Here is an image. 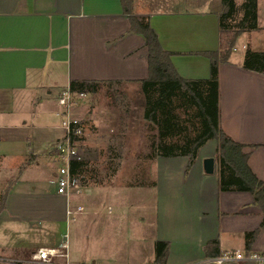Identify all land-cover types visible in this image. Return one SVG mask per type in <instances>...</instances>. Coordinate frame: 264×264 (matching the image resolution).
<instances>
[{
    "label": "crops",
    "instance_id": "1",
    "mask_svg": "<svg viewBox=\"0 0 264 264\" xmlns=\"http://www.w3.org/2000/svg\"><path fill=\"white\" fill-rule=\"evenodd\" d=\"M197 1L133 0L131 6L133 15L149 18L163 48L174 52L171 59L178 73L193 79L210 77L212 58L205 52L218 51L226 37L219 23L224 9L221 0L206 9L197 7L202 0ZM257 4L259 28L241 33L230 60L219 65V110L221 126L236 141L247 144L248 162L264 180V74L243 67L247 48L264 51L258 38L264 28V14H260V0ZM130 15L124 0H0V128L8 131V143L13 144L10 152L0 155V167L15 159L11 166L14 170L31 152L34 155L14 180L2 175L0 168V196L9 189L5 202L0 203V264H28L34 251L60 243L65 233L70 240V264H85L84 239L78 243L64 229L74 216L67 214L69 199L57 192L53 182L56 171L52 170V177L45 180L32 177L27 170L40 159L39 152L29 148L34 139L29 131L35 126V118L40 125L59 130L50 140L63 137L64 131L60 125H52L48 110L59 112L58 95L74 80H120L132 85L148 78V47L144 37L132 29ZM236 50L239 56L233 55ZM44 92L47 95L43 97ZM52 103L55 106L47 110ZM28 108L40 111L33 117ZM19 143L26 144L28 152L15 149ZM216 145L214 141L203 145L189 173H185L187 158L158 157L150 193L141 195L138 189L133 192V188L118 187L111 198L120 201L124 194L119 192L126 194V201L117 204L120 211L126 210L128 220L146 205L153 209L151 243H170L167 264H207L210 257L217 256H209L205 250L211 240L219 241L222 253L242 250L245 254V258L226 264H264V228L246 249V233L257 229L264 218L254 196L248 191L220 190L219 170L216 168L214 174L204 171L203 158L214 156ZM162 166L166 168L160 169ZM81 197L74 202L90 210L81 217L101 211ZM140 199L146 201L144 207H140ZM101 200L105 206L102 212L115 215L113 202ZM108 205L113 207L112 214L106 212ZM146 215L141 216V224L137 223L139 230L146 226ZM40 231H49L52 245L47 243L49 238L37 237ZM112 232L111 228L105 236H97L92 244L107 242L113 252L115 246L117 249L128 243V260L131 243L138 241L141 246L147 238L144 230L137 235L128 231L125 236L123 232L118 240ZM97 248L90 256H96L98 250L101 253Z\"/></svg>",
    "mask_w": 264,
    "mask_h": 264
},
{
    "label": "rangeland",
    "instance_id": "2",
    "mask_svg": "<svg viewBox=\"0 0 264 264\" xmlns=\"http://www.w3.org/2000/svg\"><path fill=\"white\" fill-rule=\"evenodd\" d=\"M207 1H209L210 3H205ZM243 1L244 0H236L239 9L234 17V20L231 21L233 24L238 23L243 15V11L241 9V4L243 3ZM131 2L133 3V0H131ZM197 2H199V0ZM212 4L216 5L217 0H202V3H198V5L196 6L206 9L209 8ZM260 4V14L262 12L264 14V0H260ZM262 16L264 15L261 14V17ZM261 21L264 26V19H262ZM252 30L245 32H252ZM258 38L260 39L259 42H262L260 45L264 46V28L259 31ZM238 43L239 45L241 44L240 40ZM248 49H251V47L247 48V50ZM244 50L246 49L244 48ZM233 55L239 56V51L236 50ZM114 88L117 89L119 99L122 98L121 94L123 93H125L127 99H131L132 103L131 105L129 104L128 108L129 113L125 112V107L116 103L115 96L113 95L112 91H110L109 94L107 93V90H109L107 85H105L98 91L96 97L93 98L91 94L88 95L89 97L87 105L82 109V112L87 114L89 111V114L91 115V122L89 123L90 126L88 129L89 135L84 138V150L82 151V153L85 158L84 160L87 161V166L91 170V172H88L86 174L87 178H89V184L87 186L89 188H85L81 195L73 196L71 198V201L74 204H80L78 203V199L83 195L81 197V200L87 201L88 203L92 204V206L99 207V210L101 211L93 216L88 215V217L75 215L74 217H71L69 219V223L65 226L64 229L69 232V235L73 237V239L76 238L78 240V243L81 239H84L82 242V247L84 248L82 253L87 257L86 261H84L85 264H123L122 262L131 264L132 262L136 263L140 261H143V263L145 262V264H153V259L157 254L155 245L156 242H154L153 245L151 243L152 240L150 239V236L153 235L154 228L153 220L155 216L153 213V209L147 207L146 205V208H144V210L140 209L141 213L136 212L134 214H131V218L130 220H128V217L126 216V210L120 211L119 205L117 204L119 202L126 201V194L117 190L116 193L119 192V194H124L123 198H121L120 201H112L111 198L118 187L133 188V192L135 191V189H138L141 195H144V193L146 192L150 193L152 191V188L155 184L154 179L156 178L155 159L158 160V157H151L152 153L151 147H149V143L151 140L150 138L157 131L144 119L145 96L142 92L141 84L139 83L129 85L126 83H122L120 85H115ZM46 95V92L42 94L43 97ZM50 106L54 107L55 105L52 103V105L48 106L47 110ZM27 111L29 113L32 111L34 115L33 117H35L37 116L36 113H38L40 110L39 108H28ZM48 112H51L48 114L49 118H51L50 121L52 125H60L61 118L58 112L57 114H54L55 112H53V110H48ZM41 118L43 117L41 116ZM33 120L35 126H32L29 132L33 134L34 139L31 140L29 148L31 150L33 149L36 152H39L40 159L38 160L39 163L33 162L31 165H29V168L27 170L31 173L32 177L41 176L42 179L46 180L52 177V170H55L57 173L61 167L58 161V154L56 153L55 149V142L57 140H50L52 137L58 135L59 130L56 127L53 129H49L47 128V126L44 127L43 125H40L41 121H37V119L35 118ZM8 138V131L6 129L0 128V155L5 154L6 152H10L13 146V144L10 145V143H8ZM209 141H214L215 145L217 143L216 140L213 139ZM46 143H49V145L47 146ZM21 147H23L22 150ZM15 149H18L20 152H28V146L26 144L21 145V143H19L17 144ZM209 150L211 149L209 148ZM200 152L201 150L199 151V153ZM213 152V157L216 159V168L219 170L220 166L218 162L217 145L215 146V149H213ZM33 158L34 155L31 152L28 157H25L24 159L22 158L23 160L19 162V166L15 167L14 170H12L11 166L13 165L12 163L15 161V159L11 160L12 163L10 161L9 163L8 161H6V164H2L0 167L2 175L5 174L6 178H13L12 180H14V178L20 175V169L23 168L21 166L23 164L26 165V163L29 161L32 162L31 160H33ZM184 158H187V169L189 158L187 156ZM193 165L191 166V168L193 167ZM110 166L117 167L115 173L111 172L112 169ZM162 168H166V166H162L160 169ZM191 168L187 172L185 169V173H189ZM107 173L109 174V176L107 175ZM6 184L7 182L5 183V185ZM5 187H3V189ZM101 199L113 202L116 207L115 215L108 216L105 215V212H102L103 207L105 206H102L103 204L100 203L102 202ZM145 202L146 201L142 200L140 201V204H138L140 205V207H144L146 204ZM148 208H150V210ZM142 213L148 214L146 215L148 220L146 221L145 228L139 230L137 228V223L141 224V216L143 215ZM139 226L141 227L142 225ZM111 228L113 229L112 233L115 236L116 240L122 239L124 235H127L128 231L131 235H133V233L137 235V232L141 234L142 230L145 231L147 238L144 240L142 239L143 241L140 242L141 246L138 245V241L131 243V250L129 251L130 260H128V254L126 253L128 249V243H124V245L122 246H117V249L115 246V251H113L114 253L111 251V248L109 249L107 242H104L102 245L101 241H98L95 245L92 244L97 236L98 238H100L101 236H105V234H108L107 231ZM132 228L134 229V232ZM123 232H125L124 235ZM36 235L37 237H41L42 239L49 238L50 241H48L47 243H49V245H52V236L49 234V231L46 233L40 231L37 232ZM139 246L141 247V249L139 248ZM97 247H100V249H102L101 253L100 250H98L99 253H97L96 256H90L91 254H93L92 252L97 251ZM120 247L124 248V250H121ZM105 250H108V252L112 254V256L108 257V253ZM117 250L122 252V255ZM116 251L119 253V256L117 258ZM33 255L34 254L32 253L29 256L30 262L28 264H57L59 262L58 259L49 263L42 262L39 260H35L33 258Z\"/></svg>",
    "mask_w": 264,
    "mask_h": 264
},
{
    "label": "trees",
    "instance_id": "3",
    "mask_svg": "<svg viewBox=\"0 0 264 264\" xmlns=\"http://www.w3.org/2000/svg\"><path fill=\"white\" fill-rule=\"evenodd\" d=\"M258 0H244L241 4L243 15L238 23L233 24L238 5L236 0H221L224 6L219 15L220 28L226 34L218 51L205 52L212 58L210 77L193 79L181 76L176 70L171 56L174 52L164 49L155 28L145 16L132 14L131 0H124V8L130 15L132 29L140 33L148 47L149 76L142 80L141 89L145 96L144 119L157 132L150 138L151 157H188L186 172L194 164L203 145L213 139L217 142L219 162V187L226 191H248L255 198L264 214V180L252 170L245 150L247 144L236 141L221 126L219 110V65L228 62L238 36L252 29L259 28ZM231 35V36H230ZM243 67L264 74V51L248 49L245 53ZM124 83L120 80L106 82L100 80H74L70 86L73 90L87 91L96 97L98 91L108 86L107 93L113 92L117 104L125 107L129 113L131 99L125 93L119 99L115 85ZM86 160L73 161V172H91ZM115 173L117 167H112ZM109 176V174L107 173ZM88 180V178H87ZM9 189L3 191L0 203H4ZM264 228V218L257 229L246 233V249ZM156 257L153 264H167L170 243L157 240ZM205 250L209 256L220 255L219 241L207 242Z\"/></svg>",
    "mask_w": 264,
    "mask_h": 264
},
{
    "label": "built area",
    "instance_id": "4",
    "mask_svg": "<svg viewBox=\"0 0 264 264\" xmlns=\"http://www.w3.org/2000/svg\"><path fill=\"white\" fill-rule=\"evenodd\" d=\"M89 92L73 90L71 86L62 89L58 95L59 112L61 118L60 128L64 131L61 139L55 142L56 153L58 154L60 169L56 173L54 183L58 194L67 197L70 203L67 207V214L70 216L90 213L84 204L71 202L73 196L82 194L88 186L87 176L84 173L73 172L71 166L73 161L84 160V138L91 121L89 111L87 114L82 109L87 105ZM106 212L113 213V207L108 205ZM64 239L53 246L39 247L33 254L35 260L42 262H53L56 259H63L57 264H70V241L68 233ZM245 258L242 250H226L220 255L210 257L207 264H226L227 262L238 261Z\"/></svg>",
    "mask_w": 264,
    "mask_h": 264
},
{
    "label": "water",
    "instance_id": "5",
    "mask_svg": "<svg viewBox=\"0 0 264 264\" xmlns=\"http://www.w3.org/2000/svg\"><path fill=\"white\" fill-rule=\"evenodd\" d=\"M204 171L207 174H214L216 169L215 158L213 156H206L203 158Z\"/></svg>",
    "mask_w": 264,
    "mask_h": 264
}]
</instances>
